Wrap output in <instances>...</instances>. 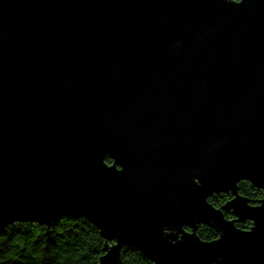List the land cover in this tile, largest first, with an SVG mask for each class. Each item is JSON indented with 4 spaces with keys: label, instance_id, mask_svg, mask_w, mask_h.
<instances>
[{
    "label": "water",
    "instance_id": "obj_1",
    "mask_svg": "<svg viewBox=\"0 0 264 264\" xmlns=\"http://www.w3.org/2000/svg\"><path fill=\"white\" fill-rule=\"evenodd\" d=\"M240 181L264 189V0H0V231L84 217L96 264H264Z\"/></svg>",
    "mask_w": 264,
    "mask_h": 264
},
{
    "label": "trees",
    "instance_id": "obj_2",
    "mask_svg": "<svg viewBox=\"0 0 264 264\" xmlns=\"http://www.w3.org/2000/svg\"><path fill=\"white\" fill-rule=\"evenodd\" d=\"M105 161L112 162L109 157ZM238 193L250 199L249 204L253 205L257 203L254 199L264 197V190L248 181L238 183ZM231 198V193H220L213 194L208 201L219 207L222 201ZM222 213L227 219L232 218L230 210H222ZM236 226L249 229L251 222H237ZM196 233L206 240L217 237L216 230L206 224L198 225ZM102 242L106 240L84 217H62L50 224L34 218L13 222L0 231V264H96L98 253L104 250ZM114 264L153 263L138 247L125 244Z\"/></svg>",
    "mask_w": 264,
    "mask_h": 264
},
{
    "label": "flooded vegetation",
    "instance_id": "obj_3",
    "mask_svg": "<svg viewBox=\"0 0 264 264\" xmlns=\"http://www.w3.org/2000/svg\"><path fill=\"white\" fill-rule=\"evenodd\" d=\"M111 160V159H110ZM112 161V160H111ZM257 189H259V188H257ZM264 190V189H263ZM255 205V204H254ZM231 216H232V218L231 219H233L234 218V216H233V214L231 213ZM230 216V217H231ZM185 230H187V231H190V229L189 228H187V227H185Z\"/></svg>",
    "mask_w": 264,
    "mask_h": 264
}]
</instances>
